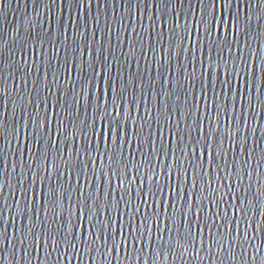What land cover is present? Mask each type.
<instances>
[{
  "label": "water",
  "instance_id": "95a60500",
  "mask_svg": "<svg viewBox=\"0 0 264 264\" xmlns=\"http://www.w3.org/2000/svg\"><path fill=\"white\" fill-rule=\"evenodd\" d=\"M0 264H264V0H0Z\"/></svg>",
  "mask_w": 264,
  "mask_h": 264
}]
</instances>
